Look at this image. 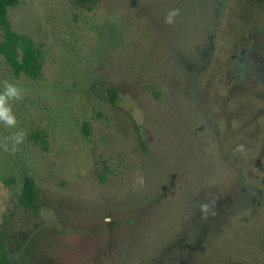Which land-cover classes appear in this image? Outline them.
Here are the masks:
<instances>
[{
  "label": "rangeland",
  "instance_id": "1",
  "mask_svg": "<svg viewBox=\"0 0 264 264\" xmlns=\"http://www.w3.org/2000/svg\"><path fill=\"white\" fill-rule=\"evenodd\" d=\"M254 1L8 9L38 67L15 74L0 51V94L19 90L3 104L15 124L0 118V264H264V0ZM27 177L43 192L38 212L15 204Z\"/></svg>",
  "mask_w": 264,
  "mask_h": 264
},
{
  "label": "trees",
  "instance_id": "2",
  "mask_svg": "<svg viewBox=\"0 0 264 264\" xmlns=\"http://www.w3.org/2000/svg\"><path fill=\"white\" fill-rule=\"evenodd\" d=\"M19 0H0V24L4 30V40L0 42V51L3 53L6 61L10 64L15 74L26 71L30 74H35L38 67L36 53L31 46L28 38L18 35L13 32L7 20L8 9L18 3ZM81 6H87L91 3H96L100 0H75ZM18 49L22 55L19 57ZM107 98L111 103L117 99V90L114 86L105 87ZM136 139L143 146L142 136L139 128L135 127ZM43 192L31 177L22 180L15 198V204L24 210H32L38 212L41 210L43 203ZM6 222V221H5ZM6 225V223H4ZM8 224V223H7ZM7 227L0 228V257H4L5 247L4 242L8 236Z\"/></svg>",
  "mask_w": 264,
  "mask_h": 264
},
{
  "label": "clouds",
  "instance_id": "3",
  "mask_svg": "<svg viewBox=\"0 0 264 264\" xmlns=\"http://www.w3.org/2000/svg\"><path fill=\"white\" fill-rule=\"evenodd\" d=\"M177 13L175 10L171 11L168 16L166 17V22L171 23L172 17L175 16ZM19 95V90L12 85H5L4 93L0 94V118H3L5 123L9 126H12L15 124V120L12 116L7 115L9 112V109L3 107L4 101L6 99H11L13 97H17Z\"/></svg>",
  "mask_w": 264,
  "mask_h": 264
},
{
  "label": "flooded vegetation",
  "instance_id": "4",
  "mask_svg": "<svg viewBox=\"0 0 264 264\" xmlns=\"http://www.w3.org/2000/svg\"><path fill=\"white\" fill-rule=\"evenodd\" d=\"M251 1L255 2L254 0H251ZM256 1H258V0H256ZM255 3H259V2H255Z\"/></svg>",
  "mask_w": 264,
  "mask_h": 264
}]
</instances>
